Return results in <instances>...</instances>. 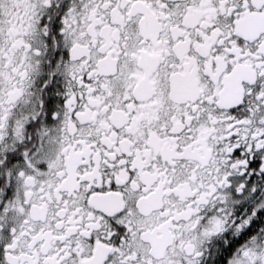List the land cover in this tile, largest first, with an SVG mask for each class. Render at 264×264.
Segmentation results:
<instances>
[{
    "label": "snow or ice",
    "instance_id": "snow-or-ice-1",
    "mask_svg": "<svg viewBox=\"0 0 264 264\" xmlns=\"http://www.w3.org/2000/svg\"><path fill=\"white\" fill-rule=\"evenodd\" d=\"M0 264H264V0H0Z\"/></svg>",
    "mask_w": 264,
    "mask_h": 264
}]
</instances>
